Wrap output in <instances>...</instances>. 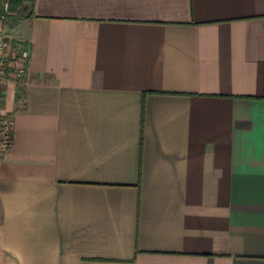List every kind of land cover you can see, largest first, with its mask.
<instances>
[{
  "label": "crops",
  "instance_id": "crops-1",
  "mask_svg": "<svg viewBox=\"0 0 264 264\" xmlns=\"http://www.w3.org/2000/svg\"><path fill=\"white\" fill-rule=\"evenodd\" d=\"M23 4L0 264H264V0Z\"/></svg>",
  "mask_w": 264,
  "mask_h": 264
},
{
  "label": "built area",
  "instance_id": "built-area-1",
  "mask_svg": "<svg viewBox=\"0 0 264 264\" xmlns=\"http://www.w3.org/2000/svg\"><path fill=\"white\" fill-rule=\"evenodd\" d=\"M9 13V0H4L1 6L0 19L4 20L6 15ZM9 53V45L5 35L0 33V83L5 68V62ZM27 57V51L21 52L22 62L18 68V75L23 73V63ZM12 136V121L11 118L1 112V92H0V150H5L11 141Z\"/></svg>",
  "mask_w": 264,
  "mask_h": 264
},
{
  "label": "rangeland",
  "instance_id": "rangeland-1",
  "mask_svg": "<svg viewBox=\"0 0 264 264\" xmlns=\"http://www.w3.org/2000/svg\"><path fill=\"white\" fill-rule=\"evenodd\" d=\"M24 5L25 4L20 5L16 9L9 10V13L6 15L5 19L4 20H1V21L4 22V23L5 22H8L10 20V18L17 16L19 13H23L24 10H25V6ZM7 42H8V45H9V53L7 55V60H6L5 64L7 62H10V61L11 62H14V63H17L15 65H16V69L18 70L19 65L22 63L20 61V59H21V52L23 51L22 50L23 47L22 46L20 47L18 43H16V45L15 44H12L11 42H9L8 39H7ZM15 48H16V50L19 49L18 52H16V53L14 52V51H16V50H14Z\"/></svg>",
  "mask_w": 264,
  "mask_h": 264
},
{
  "label": "trees",
  "instance_id": "trees-1",
  "mask_svg": "<svg viewBox=\"0 0 264 264\" xmlns=\"http://www.w3.org/2000/svg\"><path fill=\"white\" fill-rule=\"evenodd\" d=\"M22 4V0H9V10L16 9Z\"/></svg>",
  "mask_w": 264,
  "mask_h": 264
}]
</instances>
